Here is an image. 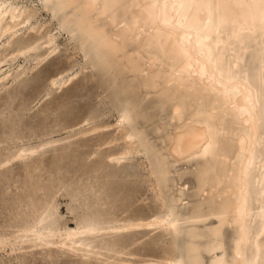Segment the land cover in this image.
Segmentation results:
<instances>
[{
  "label": "bare ground",
  "instance_id": "obj_1",
  "mask_svg": "<svg viewBox=\"0 0 264 264\" xmlns=\"http://www.w3.org/2000/svg\"><path fill=\"white\" fill-rule=\"evenodd\" d=\"M49 2L69 30L79 29L86 65L95 70L109 62L115 67L119 82L111 81L105 90L117 96L115 129L125 148L119 158L107 156V161L121 165L143 154L147 173L158 184L164 215L119 222L104 209L108 181L98 184L95 179L86 185V194L70 195L77 203L76 226L62 230L46 200L50 188L43 192L37 175L44 150L74 138L85 142L108 127L40 141L35 148L20 146V134L12 138L16 150L0 156V175L22 162L34 211L30 221L21 220L23 227L13 240L0 234V247L18 242L67 255L78 264H134L119 258L121 234L161 229L182 243L184 258L145 264H205L220 247L224 264H264V0ZM1 4L0 38H16L28 11ZM30 33L37 31L31 27ZM88 44L97 52L94 60L88 57ZM24 47L10 60L28 52L35 61L47 52L56 54L49 34ZM5 61L0 58V69ZM23 76L17 73L15 81ZM10 77H1L0 89ZM73 79L52 78L51 91L64 89ZM21 84L7 93L0 109L3 119L5 112L11 116ZM153 105L162 107L153 111ZM18 107L21 111L25 104ZM63 187L78 191L75 185ZM212 219L218 225L207 227Z\"/></svg>",
  "mask_w": 264,
  "mask_h": 264
},
{
  "label": "rangeland",
  "instance_id": "obj_2",
  "mask_svg": "<svg viewBox=\"0 0 264 264\" xmlns=\"http://www.w3.org/2000/svg\"><path fill=\"white\" fill-rule=\"evenodd\" d=\"M0 1L6 9L16 7L29 14L16 38L9 35L0 38V58L6 57L0 69V81L7 73L12 76L0 89V109L5 106L7 93L13 94L12 89L22 82L21 93L13 97L11 116L7 112L5 119L0 116V156L16 150L12 138L20 134L23 135L20 146L35 148L40 141L49 142L81 130L97 128L100 131L108 127L104 132L86 138L85 142L74 138L70 144L44 150L45 157L37 175L43 181L40 187L43 192L50 188V197L46 200L51 203L60 228H75L73 210L77 203L70 195L86 194V185L95 179L98 184L108 181L103 194L108 197V205L104 209L119 222L163 216L162 196L158 184L147 173L148 163L143 154L122 160L121 165H110L107 161V156L119 158L125 148L115 129L120 118L115 101L117 96L114 91L105 90L111 81L119 82L115 67L109 62H103L95 70L86 65L79 29L69 30V25L60 13L56 14L49 0ZM31 27L36 34L30 33ZM46 34L54 37V56L47 52L40 61H35L33 53L28 52L10 60L18 47L25 48ZM86 51L89 59L94 60L97 52L93 51L92 45L88 44ZM20 72L24 74L22 80L15 81L14 77ZM68 77L74 79L64 89L51 91L52 78ZM20 102L25 108L18 111ZM161 107L153 105L151 110ZM44 133L49 134L41 137ZM28 178L22 162L12 164L10 172L0 175V234L4 232L9 240L22 229L21 220L30 221L34 211L29 195L32 190L26 182ZM64 185H75L78 191L69 192ZM217 223L218 220L212 219L206 226L216 227ZM220 249L215 256L205 260V264H224L225 251ZM184 255L182 243L161 229L122 233L119 237V258L126 262L145 264L167 258L180 261ZM68 257L34 246H21L18 242L12 247H0V264H78Z\"/></svg>",
  "mask_w": 264,
  "mask_h": 264
}]
</instances>
